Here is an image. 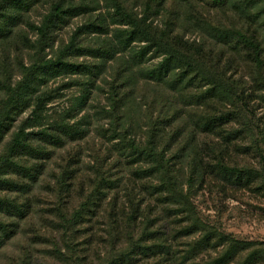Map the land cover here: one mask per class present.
<instances>
[{
	"label": "trees",
	"instance_id": "16d2710c",
	"mask_svg": "<svg viewBox=\"0 0 264 264\" xmlns=\"http://www.w3.org/2000/svg\"><path fill=\"white\" fill-rule=\"evenodd\" d=\"M261 108L264 0H0L5 264H264L197 205L264 191L234 125Z\"/></svg>",
	"mask_w": 264,
	"mask_h": 264
},
{
	"label": "rangeland",
	"instance_id": "374dc122",
	"mask_svg": "<svg viewBox=\"0 0 264 264\" xmlns=\"http://www.w3.org/2000/svg\"><path fill=\"white\" fill-rule=\"evenodd\" d=\"M32 17L36 19L37 14H32ZM76 22L80 21L76 20ZM69 29L70 28H66L61 33L64 39L67 38ZM59 83L60 81L50 82V86L54 87ZM99 84L103 89L105 88L100 81ZM64 93L67 94V97L69 94L74 93V89H68L64 91ZM67 101L68 98L63 101H55L50 104L49 107L53 109L66 106ZM104 102L105 98L103 91H94L90 111L94 112L98 106ZM236 108L237 107H227L226 110L234 114ZM256 114L257 117L260 118V126L264 127V108L259 109ZM234 125L235 128H242L244 130V133H242L243 138L240 140L242 151H239V156L236 159L237 163L245 168L259 169L261 166L259 164L260 160L258 155L262 149L258 150V148L263 147L261 146L263 140L260 139L259 135L260 133L263 135L262 132H264V130L261 131V127L259 129L253 128L245 117L242 120L238 119ZM247 126L250 128L245 130ZM257 130L259 131V135H257ZM83 160L84 162H89L90 158L85 154ZM49 167L54 168L55 165L50 164ZM42 194H45L44 189H38L37 199L39 202H43V198L41 197ZM214 200V196H208L207 194L200 195L198 198L197 205L206 220L219 222L222 229L237 236L256 241H264V191H260V189L243 190L239 193H233V195H227L224 199H218V201ZM19 242L20 239H15L7 245L6 248L0 251V264H5L11 259L13 253L18 249L17 245Z\"/></svg>",
	"mask_w": 264,
	"mask_h": 264
}]
</instances>
